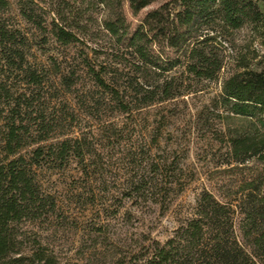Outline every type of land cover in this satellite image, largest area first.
Returning <instances> with one entry per match:
<instances>
[{"label": "trees", "instance_id": "trees-1", "mask_svg": "<svg viewBox=\"0 0 264 264\" xmlns=\"http://www.w3.org/2000/svg\"><path fill=\"white\" fill-rule=\"evenodd\" d=\"M155 1L89 0L102 7L99 28L110 38L93 45L60 16L45 22L36 4L18 2L20 17L39 33L35 45L56 51L32 63L30 38L8 16L10 1L0 0V264H56L34 231L46 230L62 211L42 170L64 172L75 163L90 178L100 153L134 132L138 113L195 92L194 81L217 80L231 32L264 27V0H168L148 9ZM256 65L241 60L213 102L216 111L253 123L252 132L229 141L224 162L234 165L224 171L250 173L224 201L203 189L141 264H264V60ZM129 151L133 159L137 143ZM151 180L129 182L126 197L153 189ZM94 196L87 194L91 202Z\"/></svg>", "mask_w": 264, "mask_h": 264}, {"label": "rangeland", "instance_id": "rangeland-1", "mask_svg": "<svg viewBox=\"0 0 264 264\" xmlns=\"http://www.w3.org/2000/svg\"><path fill=\"white\" fill-rule=\"evenodd\" d=\"M9 1L8 16L30 38L28 58L32 63H45L56 51L52 46L39 49L35 45L39 33L20 17L18 2L29 8L36 4L34 9L45 22H57L60 16L62 25L73 28L88 44L110 43L99 28L104 11L102 7L94 8L89 0ZM166 1L157 0L148 9ZM261 9L264 12V4ZM263 32L264 27L231 32L224 43V68L217 80L194 81L195 92L138 113L132 123L134 132L120 139L114 148L100 153L101 160L97 159L100 162L90 178L80 175L75 163L64 172L42 170L45 187L58 195L62 211L50 226L41 227L46 230L34 231L41 233L42 246L53 253L56 264H141L155 242L163 243L172 235L203 189L223 201L225 195L234 191L250 172L224 171L234 166L224 163L229 141L252 132L254 125L251 120L216 111L213 102L221 92L223 80L241 60L254 69L256 62L264 60ZM122 120L118 118L116 122L121 124ZM133 143H137V154L131 159L127 153ZM152 164L158 165L157 173L149 172ZM141 175L151 178L149 185L154 188L126 197L130 193L125 189L127 184ZM91 190L95 193L93 202L87 198ZM76 194H82L79 203ZM235 229L239 232V217ZM28 235L35 237L33 232Z\"/></svg>", "mask_w": 264, "mask_h": 264}]
</instances>
